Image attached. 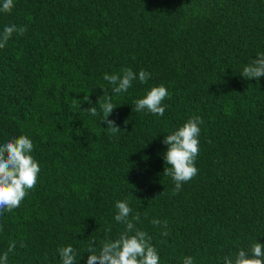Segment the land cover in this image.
<instances>
[{
  "label": "trees",
  "instance_id": "trees-1",
  "mask_svg": "<svg viewBox=\"0 0 264 264\" xmlns=\"http://www.w3.org/2000/svg\"><path fill=\"white\" fill-rule=\"evenodd\" d=\"M11 24L26 31L0 48V144L27 134L40 173L0 215V255L16 245L9 264H61L67 245L87 264L93 240L99 253L125 230L120 200L139 213L159 264H224L264 244V76L241 74L264 53V0H14L0 32ZM129 67L150 78L113 96L108 119L121 130L110 134L103 76ZM160 84L164 115L137 112ZM193 116L203 120L198 173L174 193L163 140Z\"/></svg>",
  "mask_w": 264,
  "mask_h": 264
},
{
  "label": "clouds",
  "instance_id": "clouds-1",
  "mask_svg": "<svg viewBox=\"0 0 264 264\" xmlns=\"http://www.w3.org/2000/svg\"><path fill=\"white\" fill-rule=\"evenodd\" d=\"M13 7L14 0H3L0 11L9 13ZM25 31L26 28L23 26L5 25L0 32V48L5 47L14 33L23 35ZM241 74L244 78H256L257 81L264 76V53H259L244 66ZM137 78L141 83L146 84L150 73L141 69L137 74L129 67L122 69V75L105 73L103 76L111 87H101L104 94L101 96L103 99L101 97L99 99V106L102 113L101 121L107 123L106 128L110 134L121 130L114 120L108 119L117 106L112 103V98L127 92ZM169 95L165 85L152 86L143 98L134 102L135 110L137 112L147 110L154 115L163 116L165 112L163 101ZM84 100L91 103L87 95L84 96ZM69 106L74 109L81 107V104L73 99ZM86 110L91 116L98 115L96 106ZM202 123L201 117L193 116L177 130L164 137L163 143L168 146L164 159L169 167H165L163 174L170 176L175 182L174 193L179 192L183 183L190 181L198 173L195 161L199 155V134ZM33 148V141L27 134L10 138L0 144V215H3L5 211L11 212L18 208L28 192L37 185L40 165L31 154ZM115 207L118 211L114 219L124 224L125 230L117 239H105L99 253L94 248L95 240H93L87 250L90 253L87 264H159L157 248L151 243L148 233L136 227V222L140 221L139 213L131 216L132 209L123 200L117 201ZM151 222L153 225H161V221L156 218ZM163 226L167 227V221H163ZM168 234L167 231L163 232V235ZM15 247V242L11 243L7 251L0 255V264H9V253ZM58 253L61 264H75L77 261V249L72 245L60 247ZM223 260L224 264H264V244L255 242L250 249L241 248L234 258L225 256ZM182 264H195V260L192 256H185Z\"/></svg>",
  "mask_w": 264,
  "mask_h": 264
}]
</instances>
